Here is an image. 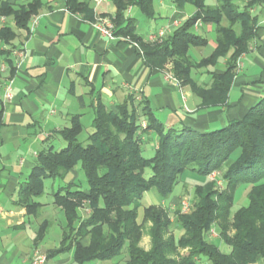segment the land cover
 <instances>
[{
  "label": "trees",
  "instance_id": "16d2710c",
  "mask_svg": "<svg viewBox=\"0 0 264 264\" xmlns=\"http://www.w3.org/2000/svg\"><path fill=\"white\" fill-rule=\"evenodd\" d=\"M64 1L71 12L92 20L85 1ZM259 1L248 0L239 6L237 0H217L215 4L171 0L176 9L191 4L195 12L160 42L149 44L136 33L134 19L125 12L136 6L145 19H151L153 0H116L113 34L136 43L149 66L161 69L167 61L172 62L174 76L191 88L202 106L217 105L227 98L238 57L255 38L256 19L250 8ZM41 7V0H0V18L12 22L0 26V41L13 40L16 30L28 33L29 21ZM197 22L215 25L216 46L209 56L195 62L188 49L207 44L206 38L193 32ZM223 57L225 69L212 74L210 86L193 80L194 69L214 66ZM91 106L92 130L86 144L78 140L83 128L80 114H71L69 126L56 131L65 146L56 150L50 144L41 149L19 190L18 205L24 206L29 216H37L42 204L36 198L44 192L45 179L63 180L77 165L86 178L84 190L72 189L75 183L68 182L52 192L53 205L62 211L65 225L59 247L48 256L69 251L76 264L109 261L123 253L124 264H264V96L241 117L208 132L165 128L146 99L136 101L132 94L114 110L106 108L95 94ZM148 131L157 137V146L153 155L145 158L141 134ZM235 151L238 155L232 159ZM147 168L151 174L144 177ZM185 170L205 177L213 171L222 172V189H213L215 184L210 181L195 186L190 211L181 213L177 208L174 212L175 225L182 230L179 237L170 231L169 214L160 206L145 207L138 222L143 194L154 189L160 198H167ZM245 184L249 186L247 204L233 212L235 191ZM83 204L90 209L86 216L79 212ZM50 224L47 219L41 221L35 242L43 239ZM146 224L148 250L140 246ZM214 227L219 242L209 239ZM220 242L228 252L220 250Z\"/></svg>",
  "mask_w": 264,
  "mask_h": 264
},
{
  "label": "crops",
  "instance_id": "0c3cea01",
  "mask_svg": "<svg viewBox=\"0 0 264 264\" xmlns=\"http://www.w3.org/2000/svg\"><path fill=\"white\" fill-rule=\"evenodd\" d=\"M41 1L42 7L29 21L28 33L16 30L13 40L0 41V264H32L36 251L45 254L43 264H76L69 251L48 256L51 250L59 247L65 225L63 215L60 220L62 211L53 205V199L47 203L38 201L42 205L37 216H29L25 207L18 205L17 199L38 152L51 144V139L56 136L53 132L69 124L71 114H80L81 123L86 113L91 115L93 95L98 94L106 108L114 110L132 94L137 99H146L165 128L189 127L198 132L226 126L264 96V0L250 8L256 19V35L249 46H254L241 54V65L235 71L225 101L209 106H202L188 85L178 86L171 81L168 76L172 71L167 64L161 69L149 66L130 41L108 40L92 28L95 17L112 18L115 15L116 0H80L87 3L92 20L71 12L64 0ZM246 1L237 0V3L242 6ZM153 9L151 19H145L136 6L128 7L125 12L127 17L134 19L136 33L144 40L161 28L173 31L195 12L191 4L178 10L171 0H153ZM5 23L12 24L1 17L0 26ZM193 32L207 40L205 46L188 49V56L198 62L209 56L216 46L215 25L200 23L193 26ZM15 48L24 51L19 66H15ZM225 61L223 57L214 66L194 69L193 80L210 86L212 74L223 72ZM9 79L12 80L11 97L4 99L3 87ZM152 135L150 131L142 133L141 142ZM156 146L155 136L153 150ZM237 155L238 151H235L231 158ZM206 180L209 179L206 177ZM202 184L204 182L189 188L194 194L195 186ZM248 190L249 186L243 191L244 196ZM180 196L172 197L168 206H175ZM149 197L147 206L156 205L166 210V203H157L154 195ZM240 206L232 207V211ZM145 207L140 205L138 208V222L142 221ZM169 217L173 224L175 213ZM44 219L51 224L37 243L35 236ZM178 231L177 237L182 234V230ZM143 237L140 246L148 250L150 237L145 245L142 244Z\"/></svg>",
  "mask_w": 264,
  "mask_h": 264
},
{
  "label": "rangeland",
  "instance_id": "374dc122",
  "mask_svg": "<svg viewBox=\"0 0 264 264\" xmlns=\"http://www.w3.org/2000/svg\"><path fill=\"white\" fill-rule=\"evenodd\" d=\"M155 1L156 0H154V2ZM211 2L209 0V2H207V3H210V4L217 3V2H214L213 0ZM189 7H191V6H189ZM95 19H96V17L93 19V21ZM199 24H200V22H198V25ZM198 25H195V26H198ZM158 30H160V29H158ZM194 32H196V31H194ZM171 33H172V31H169V32L168 31H165L164 34H163V36L160 39H156V40H149L146 37V39H145L144 42L145 43H149V44H154V43L160 42L163 38H165L167 35H169ZM131 43L133 45L135 44L134 42H131ZM253 46H254V44H250L249 48L252 49ZM136 48L140 50L139 47H136ZM240 56L238 58H240ZM236 63H237V61H236ZM165 64H167L170 67L171 71H172V68H173L172 62L167 61ZM236 69H238L237 68V65H236L235 71H236ZM171 75L172 76L170 77V74H169L168 78L171 81H173L175 84H177L178 86H180L181 85V81L174 76L173 72H171ZM135 100L136 101H139L140 99L139 98L138 99L135 98ZM90 116L91 115L88 112V113L85 114L84 119L82 120V123H83L82 126H83V128H82V131H81V133H80V135L78 137V140L82 144H86V142H87L86 141V138H87L88 134L92 130L91 129V126H90V120H91V117ZM142 125L145 126V122L144 121H142ZM67 126H69V124H67ZM53 133H55V135H56V131L53 132ZM154 139H155V135L153 134L152 137H150L149 139L142 140V142H141V154H142L143 157L146 158V157H150V156L153 155V152H154V150H153V141H154ZM50 143L52 144L53 148L56 149V150L64 147L65 144H66L65 141L61 137H59L58 135H56L54 138H52L51 141H50ZM47 147L48 146L45 145L44 149H46ZM218 173H219V177H220V175H221L222 172H218ZM150 174H151V170L149 168H147V169L144 170V177H148ZM207 178H208V176H207ZM70 181L73 182V183H75V187H72V189H80V190L86 189V187H87L86 178H85L82 170L80 169V166L79 165L75 166L74 169L71 170L65 176V178L63 180H60V179H57V178L56 179H45L44 180V192H43V194L40 197L36 198V200L39 201V202H41V203H47V202L52 201V192H54L58 188V186L65 185L66 183H68ZM206 181L207 180H206V177L205 176H201V175L196 174L195 172L190 171V170H185L180 175L178 183L175 185L172 193L167 198H165V199L160 198L158 196L157 192L154 189H151L148 192H145L143 194V196H142V198L140 200V205L143 206V207L147 206L148 203H147L146 200L147 199H150L149 195L150 196L151 195H154L155 200L157 201V203H160L162 201V202H164V203L167 204V205H165V208L168 211V213L170 214V216H173V213L175 212V209L178 208L181 211V201L182 200H188L189 199L188 201L192 204L193 199H194V194H193V189L192 188H189V187H191V186H193L195 184H201L203 182L205 183ZM208 181L213 182L215 184V182L214 181H211L210 179ZM185 186H188V187L185 188ZM220 188L222 189V187L221 186H218L217 184H215V186H213V189H220ZM246 188H247V185L245 184V185L239 186L236 189L235 194H234V205H233V208H237L238 205L240 206V205H246L247 204V198H246V196H244L245 195V192L243 193V191ZM180 194H181V196L179 197V200L176 202L175 206H168L169 200L172 197H174V196H179ZM149 204H151V203H149ZM174 207H176V208L174 209ZM190 209H191V207H190ZM79 212H80V215L82 214L83 216H86L87 214H89L90 209L87 207L86 204H83L79 208ZM60 213H61L60 214V220H62V215L63 214H62V212H60ZM139 217H141V215H139ZM58 220L59 219H57L56 221L58 222ZM139 221H140V218H139ZM174 222H175V220L173 221V224H171L170 231L177 237L178 236V233H179V231H178L179 229L175 226V223ZM217 234H218V229L216 227H214L210 231L209 239L212 240L213 242H219V237H218ZM147 237L148 236L146 235V231H144V237L142 239V244L143 245H145L147 243V242H145L148 239ZM219 248L223 252H228L229 251V248L225 244H223L222 242L219 243ZM35 253H36V256L37 255L43 256L44 257V262H45L46 256H45L44 253H40L38 251H36ZM125 259H126V255H125V253H123V254H121V256H118V257H116V258H114L112 260L103 261V262H100V263H103V264H113V263L117 262L118 264H124Z\"/></svg>",
  "mask_w": 264,
  "mask_h": 264
},
{
  "label": "built area",
  "instance_id": "2783aa9c",
  "mask_svg": "<svg viewBox=\"0 0 264 264\" xmlns=\"http://www.w3.org/2000/svg\"><path fill=\"white\" fill-rule=\"evenodd\" d=\"M96 2H100L103 0H95ZM198 25V22L197 24ZM92 28L101 36L107 38L108 40H114L116 37L113 34V23L112 20L109 17H96L94 21L91 22ZM165 32V29H160L156 31L155 33H150L147 38L149 40H156L160 39ZM134 46L138 47V45L135 43ZM140 51V50H139ZM14 56H15V66H19L21 63L23 56H24V51L22 49H14L13 50ZM237 68L240 67L241 62L240 58L237 60ZM170 77L172 76L171 73ZM11 87H12V80L9 79L3 87V98L4 99H9L11 97ZM208 178L211 181H214L215 184L218 186L222 187V180L219 177L218 171H213L208 175ZM191 204L188 200H182L181 201V213H187L190 210ZM44 262V257L41 255H37L36 253L33 254L32 258V264H42Z\"/></svg>",
  "mask_w": 264,
  "mask_h": 264
}]
</instances>
